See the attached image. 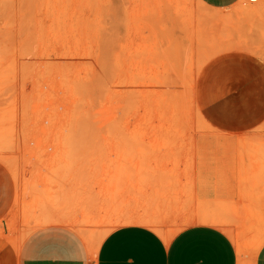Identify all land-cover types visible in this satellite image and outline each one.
I'll list each match as a JSON object with an SVG mask.
<instances>
[{"label": "crops", "instance_id": "obj_1", "mask_svg": "<svg viewBox=\"0 0 264 264\" xmlns=\"http://www.w3.org/2000/svg\"><path fill=\"white\" fill-rule=\"evenodd\" d=\"M198 1L212 12V34L230 44L196 76L194 104L205 123L45 127L43 176L51 187L43 203L53 221L26 234L17 264H264V0ZM13 198L0 165V212ZM182 202L240 212L235 230L258 242L242 246L208 221L170 234L148 224L163 205ZM103 212L126 222L95 247L94 227L80 221Z\"/></svg>", "mask_w": 264, "mask_h": 264}, {"label": "rangeland", "instance_id": "obj_2", "mask_svg": "<svg viewBox=\"0 0 264 264\" xmlns=\"http://www.w3.org/2000/svg\"><path fill=\"white\" fill-rule=\"evenodd\" d=\"M210 17L198 0H0V165L14 192L0 212V264H17L26 234L53 221L43 203L51 187L43 176L45 127L205 123L194 104L196 76L230 46L212 34ZM63 133L87 132H55ZM223 207L163 205L147 222L170 234L208 221L253 247L258 239L235 230L241 213ZM83 216L95 247L126 222L104 212Z\"/></svg>", "mask_w": 264, "mask_h": 264}, {"label": "bare ground", "instance_id": "obj_3", "mask_svg": "<svg viewBox=\"0 0 264 264\" xmlns=\"http://www.w3.org/2000/svg\"><path fill=\"white\" fill-rule=\"evenodd\" d=\"M141 220V219H140Z\"/></svg>", "mask_w": 264, "mask_h": 264}]
</instances>
